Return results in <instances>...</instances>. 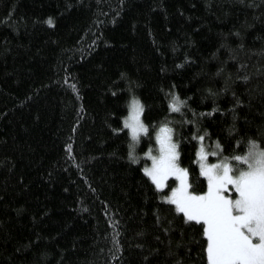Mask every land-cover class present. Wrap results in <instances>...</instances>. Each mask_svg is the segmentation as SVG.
Instances as JSON below:
<instances>
[{
    "label": "trees",
    "instance_id": "1",
    "mask_svg": "<svg viewBox=\"0 0 264 264\" xmlns=\"http://www.w3.org/2000/svg\"><path fill=\"white\" fill-rule=\"evenodd\" d=\"M166 125L195 194L200 143L264 148V0H0V264H207L144 171Z\"/></svg>",
    "mask_w": 264,
    "mask_h": 264
},
{
    "label": "snow or ice",
    "instance_id": "2",
    "mask_svg": "<svg viewBox=\"0 0 264 264\" xmlns=\"http://www.w3.org/2000/svg\"><path fill=\"white\" fill-rule=\"evenodd\" d=\"M181 103L174 98L172 111H180ZM142 112L143 106L133 99L130 115L124 121L133 144L148 131L140 118ZM156 140L159 155L148 153L153 163L144 170L145 174L158 189L165 187L169 177L179 180V187L172 191L168 202L188 222L202 226L207 239V264H264V149L252 142L247 155L232 158L237 162L234 167L227 161L204 163L202 147L200 171L207 178V191L196 195L189 191L188 172L177 164V146L172 143L171 129L161 127ZM233 191L235 199L231 197Z\"/></svg>",
    "mask_w": 264,
    "mask_h": 264
},
{
    "label": "rangeland",
    "instance_id": "3",
    "mask_svg": "<svg viewBox=\"0 0 264 264\" xmlns=\"http://www.w3.org/2000/svg\"><path fill=\"white\" fill-rule=\"evenodd\" d=\"M133 99H135V98H133ZM132 98H131V100H130V104H131V102H132V100H133ZM135 100H137V99H135ZM129 115H130V105H129V113L127 114V116H126V118H125V120L129 117ZM141 118V117H140ZM142 121V120H141ZM167 126V125H166ZM164 127V126H163ZM168 128H170L171 129V139H172V143H174L176 146H177V143H176V140H175V138H174V133H173V129H172V126H170V125H168L167 126ZM158 134H159V132H158ZM157 134V135H158ZM142 135V134H141ZM141 137V136H140ZM139 143V142H138ZM137 144V143H136ZM203 147V149H204V154H205V156H206V160L204 161V163H206V164H208V165H211V164H219V163H222V162H225V161H227V162H229L231 165H233L234 167H235V165L237 164V162L236 161H234L233 159H227V158H224L222 155H221V153L219 152L220 150L218 149V148H216L215 146H213L212 148H208L207 146H205L204 147V144L202 143H200V145H199V148H198V155H199V163L201 164V161H200V150H201V148ZM158 149H159V144H158V142H157V145H156V149L155 150H151V151H148L147 153H146V155L149 157V159H150V161H149V163L146 165V167H145V169L146 168H151L152 167V159L150 158V156L148 155V153H151V156H158L159 155V151H158ZM261 149H264V148H261ZM176 152L178 153V148L176 147ZM213 153H215V154H213ZM248 153V152H247ZM247 153L245 154V155H247ZM245 155H242V156H245ZM177 164H178V166L182 169V167H181V165L179 164V161L177 160ZM241 167H246V166H244V165H241ZM168 184L170 185V189H169V191H168V193L165 195V198L168 200V197H170L171 196V193H172V191L173 190H175V189H177L178 187H179V180H177L175 177H169L166 181H165V187L164 188H162V189H165L167 186H168ZM229 187H231V186H229ZM189 191H190V189H189ZM207 191V190H206ZM205 191V192H206ZM191 192V191H190ZM204 192V193H205ZM204 193H202V194H204ZM193 194H195V193H193ZM202 194H196V195H202ZM226 195H228V193H226ZM231 197L233 198V199H235V197H236V193L233 191L232 193H231ZM255 242V241H254Z\"/></svg>",
    "mask_w": 264,
    "mask_h": 264
}]
</instances>
